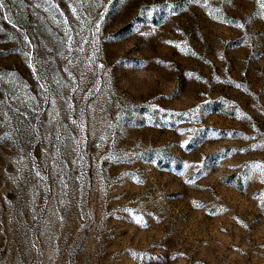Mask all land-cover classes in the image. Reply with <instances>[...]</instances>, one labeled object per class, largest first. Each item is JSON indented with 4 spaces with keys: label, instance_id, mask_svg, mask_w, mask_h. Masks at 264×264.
<instances>
[{
    "label": "rangeland",
    "instance_id": "obj_1",
    "mask_svg": "<svg viewBox=\"0 0 264 264\" xmlns=\"http://www.w3.org/2000/svg\"><path fill=\"white\" fill-rule=\"evenodd\" d=\"M253 165L257 0H5L0 264H264Z\"/></svg>",
    "mask_w": 264,
    "mask_h": 264
},
{
    "label": "clouds",
    "instance_id": "obj_2",
    "mask_svg": "<svg viewBox=\"0 0 264 264\" xmlns=\"http://www.w3.org/2000/svg\"><path fill=\"white\" fill-rule=\"evenodd\" d=\"M160 80V77L158 74H152V76L149 78L146 75L145 71H140L135 74V76L130 80L127 84L129 88H131L133 91H136L138 89H146L154 87L156 82ZM166 91L171 92L173 91L175 85L165 83L164 84ZM261 231L264 232V226L261 227Z\"/></svg>",
    "mask_w": 264,
    "mask_h": 264
},
{
    "label": "snow or ice",
    "instance_id": "obj_3",
    "mask_svg": "<svg viewBox=\"0 0 264 264\" xmlns=\"http://www.w3.org/2000/svg\"><path fill=\"white\" fill-rule=\"evenodd\" d=\"M192 2H193V3H198L199 0H192ZM257 3H258V5H259V8L262 9V10H264V0H257ZM4 7H5V0H0V10H3ZM37 7H39V5H37ZM172 14H175L174 11H173ZM239 27H243V25H239ZM97 28H98V26H97ZM69 63H71V60H69ZM157 63H162V62L157 61ZM129 67L131 68L132 66H129ZM144 67H146V63H145V62H141V64L139 65V68H144ZM189 75H191V74H189ZM57 83L59 84L60 82L58 81ZM60 86H63V85H60ZM238 87H239V86H238ZM46 99H47V97H46ZM161 111H163V109H161ZM176 114H179V113H176ZM5 138H7V137H5ZM187 143H188V141H185V142H184L185 145H187ZM186 167H187V165H186ZM252 168H253V170H255V169H260L261 174L264 175V166H261V165H253ZM37 175H39V173H37ZM188 182H189V183H192V182H194V181L190 180V181H188ZM262 182H264V180H262ZM258 199H261V206L264 207V193H262V194H261V197H258ZM203 206H204V205H197V207H203ZM135 222H136L137 224H140L141 226H144V227L147 226V225L144 223L143 218H142L141 216H139V215L136 216V218H135ZM132 255L138 257V254L135 253V252H133Z\"/></svg>",
    "mask_w": 264,
    "mask_h": 264
}]
</instances>
